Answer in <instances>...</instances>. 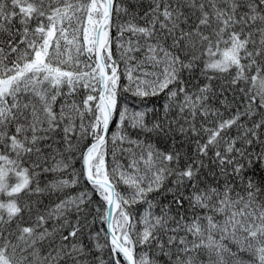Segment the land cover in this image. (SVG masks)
Segmentation results:
<instances>
[{
	"label": "snow or ice",
	"instance_id": "1",
	"mask_svg": "<svg viewBox=\"0 0 264 264\" xmlns=\"http://www.w3.org/2000/svg\"><path fill=\"white\" fill-rule=\"evenodd\" d=\"M0 264H264V0H0Z\"/></svg>",
	"mask_w": 264,
	"mask_h": 264
},
{
	"label": "trees",
	"instance_id": "2",
	"mask_svg": "<svg viewBox=\"0 0 264 264\" xmlns=\"http://www.w3.org/2000/svg\"><path fill=\"white\" fill-rule=\"evenodd\" d=\"M73 55H74V53H73ZM80 59H81V60H83L84 58H83V57H81Z\"/></svg>",
	"mask_w": 264,
	"mask_h": 264
}]
</instances>
